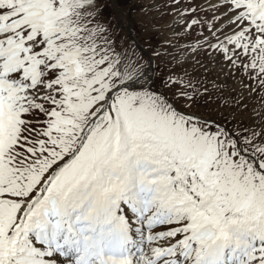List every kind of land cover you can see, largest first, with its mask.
I'll list each match as a JSON object with an SVG mask.
<instances>
[{"label":"snow or ice","instance_id":"6c2138e0","mask_svg":"<svg viewBox=\"0 0 264 264\" xmlns=\"http://www.w3.org/2000/svg\"><path fill=\"white\" fill-rule=\"evenodd\" d=\"M123 3L0 0V264H264V0Z\"/></svg>","mask_w":264,"mask_h":264},{"label":"rangeland","instance_id":"374dc122","mask_svg":"<svg viewBox=\"0 0 264 264\" xmlns=\"http://www.w3.org/2000/svg\"><path fill=\"white\" fill-rule=\"evenodd\" d=\"M126 1L129 3H123L122 10H127L129 5H135L138 2V0H124V2ZM105 4L111 7V0H100L101 6H104ZM103 18L105 22H108V17L103 16ZM142 19L148 20L149 15L137 12L135 10L132 11L131 16L121 17L122 22L125 24V28L117 29L119 35V39L117 40L118 45L121 44L122 41H126L125 47H135L131 39V37H134L135 41L139 43L141 48L146 51H150L151 46H153L155 43H158L162 39V37L157 36L156 40L153 41L151 39V36L154 32L152 25L148 24L147 30H145V25L140 23V20Z\"/></svg>","mask_w":264,"mask_h":264},{"label":"flooded vegetation","instance_id":"af4514ba","mask_svg":"<svg viewBox=\"0 0 264 264\" xmlns=\"http://www.w3.org/2000/svg\"><path fill=\"white\" fill-rule=\"evenodd\" d=\"M124 3H129V2L126 1V2H124ZM127 28H128V27H127Z\"/></svg>","mask_w":264,"mask_h":264}]
</instances>
